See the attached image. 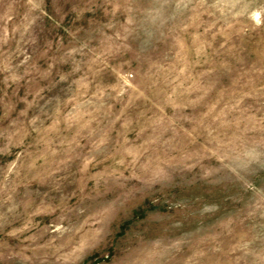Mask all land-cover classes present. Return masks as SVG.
Here are the masks:
<instances>
[{"label":"rangeland","instance_id":"obj_1","mask_svg":"<svg viewBox=\"0 0 264 264\" xmlns=\"http://www.w3.org/2000/svg\"><path fill=\"white\" fill-rule=\"evenodd\" d=\"M0 264H264V0H0Z\"/></svg>","mask_w":264,"mask_h":264}]
</instances>
